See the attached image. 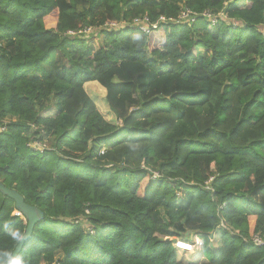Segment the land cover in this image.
Here are the masks:
<instances>
[{"label": "trees", "instance_id": "obj_1", "mask_svg": "<svg viewBox=\"0 0 264 264\" xmlns=\"http://www.w3.org/2000/svg\"><path fill=\"white\" fill-rule=\"evenodd\" d=\"M263 26L264 0H0V182L43 214L26 264H264ZM26 227L0 193V252Z\"/></svg>", "mask_w": 264, "mask_h": 264}, {"label": "built area", "instance_id": "obj_2", "mask_svg": "<svg viewBox=\"0 0 264 264\" xmlns=\"http://www.w3.org/2000/svg\"><path fill=\"white\" fill-rule=\"evenodd\" d=\"M204 16H206L208 19L211 20V22L215 23V19H212L210 17V15L205 14ZM195 20V14L190 12L187 9H184L181 14L179 15V17L177 18V20H169L167 22H184V23H190V22H194ZM166 22V19L161 17L158 19V21L156 23H150L149 20L147 18H143V19H137L133 21V25L138 28V30L140 32H142L145 35H150V33L152 32V30H155L157 25L159 23H163ZM119 25L116 23H108L106 24L105 28L106 29H116L118 28ZM92 32L91 28H85L81 31L78 32H68V35L71 36H75V35H87L90 34ZM262 33L264 34V26H263V30ZM9 124L8 120H2L0 119V133L6 132L7 130V126ZM34 152H37L39 154H42L43 152L46 151V146L44 144H40V143H32L29 146ZM158 177V174H154L152 179H156ZM90 233H92L91 229H88ZM251 242L256 245V246H260V247H264V241L261 240L260 238H258L257 236H252L251 237ZM182 243V244H181ZM174 247L175 249H177L178 251H181L183 253H195L196 251H199L202 247V242L196 238L194 244L191 243H187L185 241H180L177 240L174 243Z\"/></svg>", "mask_w": 264, "mask_h": 264}, {"label": "rangeland", "instance_id": "obj_3", "mask_svg": "<svg viewBox=\"0 0 264 264\" xmlns=\"http://www.w3.org/2000/svg\"><path fill=\"white\" fill-rule=\"evenodd\" d=\"M92 35V34H91ZM90 35V36H91ZM88 36V34L86 35ZM92 44L94 45V42H92ZM85 90L89 96V98L95 103L97 109L99 110V112L104 116V118L109 121V122H116L114 115L111 113V111L108 108V105L106 103V94H105V90L102 89L98 83L96 82H91V83H87L85 85ZM53 114L52 111L50 112H46L44 113V115L46 116H51ZM219 234L214 235L213 237V244L219 242ZM195 236H192L189 240V242L187 243H191L194 244L195 242ZM198 252V251H196ZM177 258L179 261L182 262H192V263H200L202 262V258L200 257V255H194V253L189 254V253H182L177 251Z\"/></svg>", "mask_w": 264, "mask_h": 264}, {"label": "water", "instance_id": "obj_4", "mask_svg": "<svg viewBox=\"0 0 264 264\" xmlns=\"http://www.w3.org/2000/svg\"><path fill=\"white\" fill-rule=\"evenodd\" d=\"M0 193L14 202L17 214L23 216L27 221L25 230L27 238L25 241L17 244L12 252L13 255H18L24 243L31 237L35 225L43 219V214L38 208L26 204L24 198L17 191L5 187L1 182Z\"/></svg>", "mask_w": 264, "mask_h": 264}, {"label": "clouds", "instance_id": "obj_5", "mask_svg": "<svg viewBox=\"0 0 264 264\" xmlns=\"http://www.w3.org/2000/svg\"><path fill=\"white\" fill-rule=\"evenodd\" d=\"M8 236L17 244L26 240L27 235L25 231L19 228H11L8 230ZM0 264H26V261L19 255H13L11 252H0Z\"/></svg>", "mask_w": 264, "mask_h": 264}]
</instances>
